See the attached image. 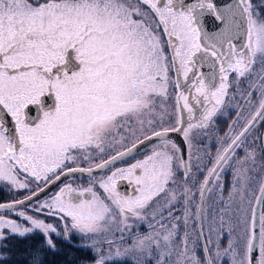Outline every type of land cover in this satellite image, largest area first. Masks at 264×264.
Wrapping results in <instances>:
<instances>
[{
	"label": "snow or ice",
	"instance_id": "snow-or-ice-1",
	"mask_svg": "<svg viewBox=\"0 0 264 264\" xmlns=\"http://www.w3.org/2000/svg\"><path fill=\"white\" fill-rule=\"evenodd\" d=\"M261 9L264 0H0V183L29 193L0 203V242L39 232L55 252L53 236L76 234L92 264H264V135H253L264 123ZM218 116L231 119L223 136ZM213 136L215 156L194 142ZM153 141L95 184L37 199ZM43 250L30 264H44Z\"/></svg>",
	"mask_w": 264,
	"mask_h": 264
},
{
	"label": "rangeland",
	"instance_id": "rangeland-1",
	"mask_svg": "<svg viewBox=\"0 0 264 264\" xmlns=\"http://www.w3.org/2000/svg\"><path fill=\"white\" fill-rule=\"evenodd\" d=\"M253 2L259 4L261 2V0H253ZM261 17L264 18V9H261ZM166 51H167V49H166ZM170 94L174 95V89H170ZM167 103H168V105H172L174 103V101L172 99H169V101ZM169 110L171 111V108ZM228 111H229L230 116L232 118H234V110L233 109H229ZM219 117H222V116H219ZM226 118H228V116H224L223 117L224 120L216 121V125H217V127L219 129V135H221V136H223V134L228 130V125L231 122L230 117L227 120H226ZM165 126H171V124H166ZM181 136H182V134H181ZM182 138H183V136H182ZM194 142L197 143V146L200 149H205V148L210 149L212 156H215L217 144H216V140H215L214 136H213L212 139L205 138L203 140L194 141ZM151 144L149 146H147L146 148L140 150L136 154H134V156L130 157V159H128V160L125 159V160L115 164L114 166L110 167L109 169H106L103 172H101V173H99L97 175H94L95 180H93L90 177H71V178L63 181L62 185L67 184V183H71L74 188L80 189V188H84V187L89 186V184H95V181H98L102 177L110 174L111 170H115L116 168H125V167L129 166L130 164L134 163L136 160L143 159L144 156H146V155H148L150 153ZM204 159L207 160L208 158L205 156ZM97 162H99V161H97ZM82 166L88 167L89 165L88 164H84ZM21 179H23V177H21ZM231 179H232L231 172L230 171L225 172L224 173V182H225L226 186L231 181ZM32 187H35V186L33 185ZM54 189L51 192H49L46 195H44L43 197L39 198V200H43V199H45L47 197H50L52 194H54L56 192V189L55 190ZM95 190L97 191L98 194L104 195L103 190L99 188L98 184H96ZM28 194L29 193H28L27 190L12 191V190L9 189V186H7L6 184L0 183V203H2V202H10V201L17 200V199H22L24 196H26ZM29 214H31V213H29ZM5 215L7 216L8 214L6 213ZM11 218L19 220V217L15 216V215H12ZM41 218L45 219L46 222H48V223H53L61 231L63 230V226H62L61 222L58 219H56L54 217H47V216H44V217H41ZM131 223L134 224L133 232H135L137 230L135 228V223L136 222H131ZM138 230L141 233L147 232L148 231L147 224L146 223L140 224ZM34 235H38V236L42 237L43 240H44L43 235H41L39 232L33 233V234L29 235V236H34ZM71 238H76V240H79V243L76 245L78 247H79V245L81 243L84 242V241H82L81 237L76 235V234H72ZM18 239H20V237L10 236L7 240H5L3 242H0V251L4 252V254L6 256H8V254L13 251L12 246H14L16 244V241ZM53 239L56 241V244H57V252H63V244H64V242L66 240L63 239L62 237H55V236H53ZM10 249H12V250H10ZM83 249H85V248H83ZM91 253L94 256V253L92 251H91ZM128 263L129 264H133V262L130 259L128 260ZM87 264H92V262L91 263H87Z\"/></svg>",
	"mask_w": 264,
	"mask_h": 264
},
{
	"label": "trees",
	"instance_id": "trees-1",
	"mask_svg": "<svg viewBox=\"0 0 264 264\" xmlns=\"http://www.w3.org/2000/svg\"><path fill=\"white\" fill-rule=\"evenodd\" d=\"M79 240L71 238L63 244V252H52L44 247V240L38 235L20 238L8 254L9 264H30L29 253L34 249H44V264H87L93 262L91 251L76 246ZM10 249V250H12ZM129 264V263H128Z\"/></svg>",
	"mask_w": 264,
	"mask_h": 264
},
{
	"label": "water",
	"instance_id": "water-1",
	"mask_svg": "<svg viewBox=\"0 0 264 264\" xmlns=\"http://www.w3.org/2000/svg\"><path fill=\"white\" fill-rule=\"evenodd\" d=\"M216 2H217V4H223L224 2H225V0H216ZM205 23H206V28L207 29H210L211 27L213 28V27H215V23H214V21L212 20V18H206V21H205ZM51 101L49 100V103H50ZM34 113H36V110L34 109V108H30L29 109V114L31 115V114H34ZM264 135V134H263ZM169 137H170V139H172L178 146H180L181 148H185V143H184V140H183V138H182V136H181V134L180 133H169ZM154 142V141H153ZM153 142H145V144H143V145H139L138 146V148L136 149V151H135V153H137V152H139L140 150H142V149H144V148H146L147 146H149L151 143H153ZM134 153V154H135ZM134 154H132V155H134ZM132 155H130V156H132ZM130 156H128V157H130ZM128 157H125V158H123V159H120V160H117L114 164H112V165H110V167H112V166H114L115 164H117V163H119V162H121V161H123V160H125V159H127ZM109 167V168H110ZM104 170H106V169H104ZM104 170H97L96 172H94L93 173V176L94 175H97V174H99V173H101V172H103ZM71 177H89L87 174H82V173H75V174H73L72 176H65V177H62L59 181H56L55 183H53V184H50L48 187H46L45 188V190H44V192H42L41 194H40V196L37 198V199H39V198H41V197H43L44 195H46L47 193H49V192H51L55 187H57L60 183H62L63 181H65V180H67V179H69V178H71ZM134 187H135V185H133V184H129L127 181H119L118 182V190L120 191V192H122V193H126V194H129V195H131V194H133V190H134Z\"/></svg>",
	"mask_w": 264,
	"mask_h": 264
},
{
	"label": "flooded vegetation",
	"instance_id": "flooded-vegetation-1",
	"mask_svg": "<svg viewBox=\"0 0 264 264\" xmlns=\"http://www.w3.org/2000/svg\"><path fill=\"white\" fill-rule=\"evenodd\" d=\"M213 28H214V27H213ZM213 28L211 27V28L208 29V30H212ZM201 71L207 73V72L209 71V69H208L207 67H204L203 69H201ZM249 111H251V108H249ZM35 115H36V113L31 114L30 116H35ZM223 117H224V116H222V117H219V116H218L217 119H216V121L224 120ZM227 119H229V116H228V118H226V120H227ZM263 134H264V123H262L260 126H258L257 130L254 131L253 135H263ZM249 139L251 140V139H252V136H249ZM135 154H136V153H135ZM132 156H134V155H132ZM132 156H130V157H132ZM130 157H128L126 160L130 159ZM127 182H128V181H127ZM62 186H63V185H62V183H61V184H59L57 187H55L56 192H57V191L59 190V188L62 187ZM55 189H54V190H55Z\"/></svg>",
	"mask_w": 264,
	"mask_h": 264
}]
</instances>
